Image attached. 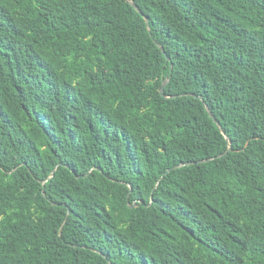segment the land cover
<instances>
[{
  "label": "trees",
  "instance_id": "1",
  "mask_svg": "<svg viewBox=\"0 0 264 264\" xmlns=\"http://www.w3.org/2000/svg\"><path fill=\"white\" fill-rule=\"evenodd\" d=\"M0 264H264V0H0Z\"/></svg>",
  "mask_w": 264,
  "mask_h": 264
},
{
  "label": "water",
  "instance_id": "2",
  "mask_svg": "<svg viewBox=\"0 0 264 264\" xmlns=\"http://www.w3.org/2000/svg\"><path fill=\"white\" fill-rule=\"evenodd\" d=\"M132 4H133V6L136 8V10H137L138 12H140V13L143 15V17L146 19L148 29H149V31H151V21H150V17H149L148 15H146V14L142 11V9L138 6L137 3L132 2ZM162 49L164 50L163 47H162ZM167 82H168V81H166V82L164 83V85H163V87H162V89H161V93H162L163 96H166L165 93H164V88H165V85L167 84ZM184 94H190V93L174 94V95H171V96H169V97H173V98H175V97H178V96H181V95H184ZM194 95L197 96L196 94H194ZM208 109H209V108H208ZM209 112H210L212 118H213L214 120H216L214 114L212 113V111H211L210 109H209ZM218 124H219V123H218ZM229 150H232V145H231V144H230V146H229ZM201 161H204V160H201Z\"/></svg>",
  "mask_w": 264,
  "mask_h": 264
}]
</instances>
